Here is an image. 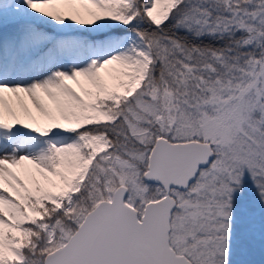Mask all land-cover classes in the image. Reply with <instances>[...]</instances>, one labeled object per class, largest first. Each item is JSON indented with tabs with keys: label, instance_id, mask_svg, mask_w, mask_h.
Listing matches in <instances>:
<instances>
[{
	"label": "snow or ice",
	"instance_id": "obj_1",
	"mask_svg": "<svg viewBox=\"0 0 264 264\" xmlns=\"http://www.w3.org/2000/svg\"><path fill=\"white\" fill-rule=\"evenodd\" d=\"M0 264H264V0H0Z\"/></svg>",
	"mask_w": 264,
	"mask_h": 264
}]
</instances>
